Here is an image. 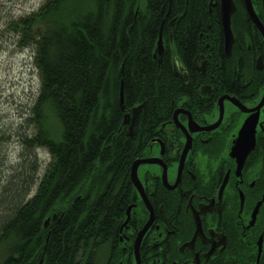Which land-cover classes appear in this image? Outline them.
<instances>
[{
	"label": "trees",
	"instance_id": "obj_1",
	"mask_svg": "<svg viewBox=\"0 0 264 264\" xmlns=\"http://www.w3.org/2000/svg\"><path fill=\"white\" fill-rule=\"evenodd\" d=\"M168 1L43 0L8 22L18 44L31 49L40 84L31 109L35 130L22 137L18 175L0 187L8 196L0 213V264L101 260L123 217L137 149L135 140L119 131L120 86L124 108L141 105L140 127L158 121L182 87L152 58ZM234 2V17L246 18L243 0ZM252 2L260 6V0ZM207 3L189 0L188 19L172 29L183 46L195 35L187 31L190 24L196 18L197 25L203 23ZM244 25L241 21L239 32ZM162 29L165 35L166 22ZM231 61L225 73L242 71ZM39 150L50 156L40 178L34 174ZM5 159L0 152V167Z\"/></svg>",
	"mask_w": 264,
	"mask_h": 264
},
{
	"label": "flooded vegetation",
	"instance_id": "obj_2",
	"mask_svg": "<svg viewBox=\"0 0 264 264\" xmlns=\"http://www.w3.org/2000/svg\"><path fill=\"white\" fill-rule=\"evenodd\" d=\"M255 5L264 26L261 0ZM188 10L189 0H169L161 22L163 52L155 64L166 65L182 86L165 114L140 127L141 105L122 110L119 131L137 149L122 220L98 264H260L264 258V39L247 11L239 18L235 10L227 54L219 0H208L203 23L190 24L195 35L183 46L172 29L183 25ZM241 21L247 25L239 35ZM231 58L242 71L225 73ZM137 107L128 135L123 119ZM246 121L254 123V145L242 159L244 148L232 149ZM135 162L139 189L130 176Z\"/></svg>",
	"mask_w": 264,
	"mask_h": 264
},
{
	"label": "rangeland",
	"instance_id": "obj_3",
	"mask_svg": "<svg viewBox=\"0 0 264 264\" xmlns=\"http://www.w3.org/2000/svg\"><path fill=\"white\" fill-rule=\"evenodd\" d=\"M42 2L0 0V152L6 157L4 165L0 167L1 189L10 177L18 175L15 169H19L16 165L21 160L22 137L34 133L31 109L40 84L31 49L18 44L8 22L36 9ZM39 153L34 166V174H38V178L50 160L46 151L39 150ZM5 195L0 192V213L5 208L8 197ZM2 258L0 248V261Z\"/></svg>",
	"mask_w": 264,
	"mask_h": 264
},
{
	"label": "water",
	"instance_id": "obj_4",
	"mask_svg": "<svg viewBox=\"0 0 264 264\" xmlns=\"http://www.w3.org/2000/svg\"><path fill=\"white\" fill-rule=\"evenodd\" d=\"M243 2H244L245 10L247 11L250 19L255 24V26L258 28L259 32L261 33V35L264 39V26L261 23V21L259 20L257 14L255 12L252 0H243ZM261 5H262V9L264 11V0H261ZM219 8H220L221 23H222V27H223V33H224L225 51L227 54H229V51H230L232 43H233V34H232V30H231V16L234 14V12L236 10V6L234 3V0H219ZM162 52H163L162 38H161V36H159V39L157 40V45H156V48H155L154 54H153V58H154L156 64L160 62ZM173 64H174V67L177 69V67H178L177 63L173 62ZM258 65H259L258 67L260 68L261 67V61L260 60H258ZM263 99H264V97H263ZM263 99L260 102V105L263 103ZM119 104L123 110L124 106H123L122 85L120 86V90H119ZM139 109H140V107L134 108V109L130 110L128 113H126L124 116L123 124H127V126H128V131H127L128 135H130V133H131L133 123L135 121V118H136V115H137V112ZM254 132H255L254 123H250V122L246 121L239 131V137L235 142V145L232 149V153H237L244 148L243 152L241 154L242 159H243L244 156L248 153V151L254 145ZM246 139L249 140V142L247 144L244 143V140H246ZM136 168H137V162L133 163V165L131 167L130 176H131L132 182L139 189L140 183H139L137 175H136ZM54 217L55 216H52V218H54ZM49 221H50V218H47L44 222V226H47ZM139 243H140V237H138V239L135 242L136 259H138ZM258 249H259V253H260V250H261L260 242L258 243ZM41 263H42V260H40L39 264H41Z\"/></svg>",
	"mask_w": 264,
	"mask_h": 264
}]
</instances>
